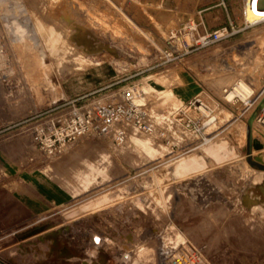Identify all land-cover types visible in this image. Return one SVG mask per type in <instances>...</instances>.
I'll return each instance as SVG.
<instances>
[{
	"label": "rangeland",
	"instance_id": "374dc122",
	"mask_svg": "<svg viewBox=\"0 0 264 264\" xmlns=\"http://www.w3.org/2000/svg\"><path fill=\"white\" fill-rule=\"evenodd\" d=\"M22 2L30 14L56 29H65L61 19L76 20L93 26L100 38H143L135 26L152 43L143 60L137 63L133 57L125 65L104 59L78 69L62 53L49 55L59 80L50 87L33 82L23 59L6 46L1 34L5 60L0 65V213L4 214L0 264L91 263L97 258L78 256L85 247L84 234L109 226L120 234L122 250L123 244L126 249L143 244L128 264H158L156 234L169 222L184 235L181 242L188 243L191 259L198 264H264V215L252 213L239 200L259 169L248 161L247 146L251 159L253 139L264 149L259 125H247L245 138L241 133V124H247L264 89V22L218 42L201 45L195 40L186 45L183 34L190 32L194 20L192 14L189 19L173 7L172 0ZM246 44L250 47L242 53ZM236 58L246 66L240 73L225 68V62L234 63ZM239 74L244 83L246 77H254V90L246 97L234 91L232 96H237L226 100L223 89L236 86L230 76ZM133 84L144 92L145 112L155 131H133L119 144L109 136L87 135L52 154L37 149L43 144L35 136L45 121L72 104L116 99L122 88ZM147 84L151 87L145 89ZM196 99L205 114L190 104ZM181 106H189L184 114L191 118L193 132L184 131L182 121L170 120ZM179 115L186 116L181 111ZM42 129V137L53 138L47 126ZM174 129L178 133L172 137ZM134 137L149 138L153 147L166 149L149 156ZM188 141L189 148L183 149ZM243 160L251 172L239 167ZM86 176L91 178L88 185ZM19 202L23 207L17 208ZM59 224L70 226L72 238L56 236L55 250L65 247L76 255L56 259L48 254L50 239H38ZM181 242L171 249L179 251ZM110 259L112 254L101 264H110Z\"/></svg>",
	"mask_w": 264,
	"mask_h": 264
},
{
	"label": "bare ground",
	"instance_id": "6f19581e",
	"mask_svg": "<svg viewBox=\"0 0 264 264\" xmlns=\"http://www.w3.org/2000/svg\"><path fill=\"white\" fill-rule=\"evenodd\" d=\"M33 1L36 2V0ZM62 16L60 18H62ZM262 17H264V8L258 9L255 5V0H249L245 20L255 21ZM66 19L69 18L66 17ZM61 20L62 22H65V27H63L65 28L64 30L62 28L56 29L51 25H47L46 22H44L38 15H36V13L30 14L23 5L22 0H0V36L2 33H4V37H6V46L23 59L25 66L28 68L29 73L31 74L33 82L40 81L42 84L50 87L55 84H59V80L57 77L58 73L52 70L51 60L48 59V56L52 54L60 55L62 53L63 56H66L67 58L75 62V65H77L76 68L78 69L104 59L110 60L117 65H125L128 63V61H131V58L133 59V57L137 58V63L138 61L143 60V55L147 53L150 48V44L152 43L149 36L134 25L132 26L140 31V33L143 35V38L140 37L136 39L133 35H128V37L127 35H124L123 38L121 37L122 40L116 41L111 38H100L96 31H94L93 26L84 24L76 20ZM129 29H132L133 31V27H130ZM183 35L184 36L182 41L187 45L188 43H191V41L197 40L194 29L192 31L190 30V32L186 31ZM46 43H48L47 46ZM46 47L50 49L49 53L45 51ZM133 47L135 48L134 50L132 49ZM249 47V44L243 46L242 49H244V51H242V53H245V49H248ZM4 60L5 54L3 52V47L0 44V65L4 63ZM254 62H256L255 58L252 59V63ZM245 67V63L243 61H240L238 58L234 60V63H230L229 61L225 62V68L227 70L232 69L239 71L240 73L246 69ZM58 69H61V67L59 66ZM37 70L41 72L40 76L36 74ZM230 77L235 80L236 86H234V89L232 90H229V88L223 89L224 96L227 99L232 96L234 91H241V93L245 97L248 96L249 93L253 92L254 77H246V83H244V79L241 78L242 76L240 74L236 78L234 75H231ZM150 87L151 86L148 84L144 85L145 89ZM261 93L264 98V89ZM199 103L203 102L200 101ZM252 113L253 111L251 112V114ZM252 123L253 119L250 124L251 126ZM244 125L245 126L241 124V133L243 138H245L246 135L247 124L245 123ZM133 140L138 145H140L144 149L145 153L149 156H154L155 154L160 155L162 150L166 149L164 145H158L162 150L158 147H153L149 138L134 137ZM252 144V154H254L253 156L259 162L264 164V149L262 148V144L256 138L253 139ZM238 165L240 168H242V170H245L248 173L253 170V168L251 166H248L249 164H246L244 160ZM85 178V183L88 185L91 181V178L90 176H86ZM198 179H200V177L197 178V182ZM183 185L189 184H186L185 182L183 183ZM193 190L191 188V191ZM168 196H165V200L169 198ZM239 200L241 204L252 211V213H256L262 216L264 215V169H256V173H254V175H251V183L247 185L246 188L242 189ZM102 230L110 232L109 237L102 239L100 234ZM53 234L54 237L58 236L59 238H66V240L69 241H71L72 238L71 228L69 225H57L56 227H54ZM128 236L129 238H131V234L128 233ZM156 237L158 238L159 244L158 250L156 249L154 255L158 257H155L158 264H165L163 260L164 257H160V250L162 249L165 252V247L171 248V246H176L177 243L183 241L184 235L171 222H169L166 224V226H164V228H162L161 232L156 234ZM119 238L120 234L117 233L116 228H114L113 226L104 228L98 227L95 229L93 228L92 233L84 234L83 241L85 240V247L82 251V254L79 253V257H83L82 260H89L93 257L98 258L99 252H102L105 258L111 256L112 254L110 264H128V262H131L136 252L142 248L141 246L143 244L141 242H138L133 246L131 250L126 249L123 244L124 248L122 250L121 246L119 247V243L121 242V238ZM126 244H128L129 246V243ZM176 249H173L168 253H171L173 256L178 257L179 255H177L178 251ZM124 253L127 254V257H124ZM72 259L70 258V260ZM74 259H76V257ZM183 260H185L184 264H198L199 261L192 260L191 255L187 254H184Z\"/></svg>",
	"mask_w": 264,
	"mask_h": 264
},
{
	"label": "built area",
	"instance_id": "2783aa9c",
	"mask_svg": "<svg viewBox=\"0 0 264 264\" xmlns=\"http://www.w3.org/2000/svg\"><path fill=\"white\" fill-rule=\"evenodd\" d=\"M260 1L262 6L258 7V3ZM240 2L241 4L238 17L236 19H229L227 23L222 24L215 29L199 31L198 24L194 21V26H191L190 29H194V31L199 32L198 35H196V42H199L201 45L218 42L229 38L240 29L264 22V17L255 21L245 20L249 0H240ZM221 4L225 7L227 6L225 1H221ZM255 5L258 9L264 8V0H255ZM262 85H264V83H262ZM227 88L234 89V84ZM143 93V90L139 86L133 84L122 88L119 96L113 100L105 102L92 100L81 105L72 104L65 111L54 115V117L50 119L49 123L45 121L44 124L48 127L49 132L53 134V138H51L50 134L46 137H42L44 134L41 131H43L42 128L45 127L42 124V127L41 129L39 128L35 139L39 140L43 145H39L37 149L42 153L47 149V154H52V152L57 149L60 150L61 147H66L80 137L87 135L94 137L109 136L112 137L117 144H119L124 142L127 139V136L133 131H155L154 122H148V116L144 108ZM235 96H237V93H235L230 99L226 100H231ZM257 101L258 102L253 110V123L259 125L264 130V98L262 93H260V95L258 94ZM191 103H194V108L205 114V112L198 107L197 99L190 102V104ZM186 107L189 108V106H181V108L179 107L178 109L173 110L170 120L174 119L176 122L182 121V123L180 122V125L183 127V130L193 132L194 129H190L191 118L187 116L188 114H184V112H186ZM180 111L186 116L181 117L182 115H179ZM156 131L158 134H163V131ZM196 131H200V128L198 127ZM177 133L178 132L175 129L172 130V137ZM162 137L168 140L165 133ZM55 142H57V144H55ZM186 145H188L189 148V141L187 144L185 142L183 149H186V147H184ZM100 234L102 239H105L106 237H109L110 232L102 230ZM187 244L188 243H185V241L181 242V246L177 254L179 255L178 257L168 253L171 252V248L165 247V249H168L165 250V252L161 249V255H164L165 257V259H163L164 263L184 264V254L192 255L193 257V253L190 251ZM124 257H127L126 253H124Z\"/></svg>",
	"mask_w": 264,
	"mask_h": 264
},
{
	"label": "crops",
	"instance_id": "0c3cea01",
	"mask_svg": "<svg viewBox=\"0 0 264 264\" xmlns=\"http://www.w3.org/2000/svg\"><path fill=\"white\" fill-rule=\"evenodd\" d=\"M221 1H225L227 6L221 4ZM240 4V0L238 5L233 0H172V6L181 10L187 18L190 19L192 14V19L197 22L200 31L215 29L231 18L236 19ZM19 207H23L20 202L17 204V208ZM2 216L4 214L0 213V217Z\"/></svg>",
	"mask_w": 264,
	"mask_h": 264
},
{
	"label": "water",
	"instance_id": "95a60500",
	"mask_svg": "<svg viewBox=\"0 0 264 264\" xmlns=\"http://www.w3.org/2000/svg\"><path fill=\"white\" fill-rule=\"evenodd\" d=\"M254 117V113H252L249 118L247 119V125L250 126L252 119ZM251 154V149H250V145L247 146V155H248V161L251 164L256 165L259 169H264V164L259 162L256 158L251 159L249 156ZM54 231H50V232H46L44 234H41L40 237L38 239L40 240H44L46 241L47 238L50 239V243L48 244V248H49V252L51 255H53V257L57 258H63V257H69L72 255H76V252L70 251L68 248H63L60 251H56L55 250V245H56V240L53 234ZM47 253V252H46ZM80 256V255H78ZM105 256L102 252H99L98 258L97 260L92 261L91 263H87L85 261H82V264H101L104 260Z\"/></svg>",
	"mask_w": 264,
	"mask_h": 264
}]
</instances>
